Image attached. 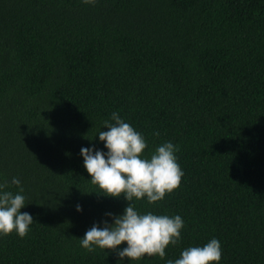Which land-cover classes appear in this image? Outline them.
I'll return each mask as SVG.
<instances>
[{
    "label": "trees",
    "instance_id": "obj_1",
    "mask_svg": "<svg viewBox=\"0 0 264 264\" xmlns=\"http://www.w3.org/2000/svg\"><path fill=\"white\" fill-rule=\"evenodd\" d=\"M114 111L146 155L179 145L180 186L134 200L183 217L165 259L216 237L220 264H264V0H0V181L21 180L34 220L0 236V264H164L80 245L129 203L80 155L106 151L97 133Z\"/></svg>",
    "mask_w": 264,
    "mask_h": 264
},
{
    "label": "clouds",
    "instance_id": "obj_2",
    "mask_svg": "<svg viewBox=\"0 0 264 264\" xmlns=\"http://www.w3.org/2000/svg\"><path fill=\"white\" fill-rule=\"evenodd\" d=\"M95 3L96 0H83ZM106 131L97 134L104 148L81 147L83 166L93 184L104 194L124 198L129 202L120 214L111 212V223L105 219L86 230L79 238L81 247L89 252L100 248L115 251L123 261L142 260L158 256L164 264H220L222 247L218 238L212 237L203 245H190L181 250L179 257L165 259L166 248L178 245L182 240L185 221L179 214H157L152 211L140 212L134 200L146 199L148 203L164 199L181 184L184 171L178 163L176 153L179 145L164 141L157 145L150 155L145 154L148 142L145 136L125 121L118 112L103 121ZM159 135V132H154ZM10 183L18 190H9V181H0V236L15 232L23 238L31 231L33 216L21 209L27 204L21 180L13 176ZM77 211L82 207L77 205ZM39 223V222H38ZM122 242L126 246L118 248Z\"/></svg>",
    "mask_w": 264,
    "mask_h": 264
}]
</instances>
